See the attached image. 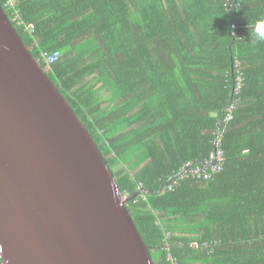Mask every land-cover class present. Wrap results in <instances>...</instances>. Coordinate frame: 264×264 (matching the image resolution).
<instances>
[{
  "label": "trees",
  "instance_id": "trees-1",
  "mask_svg": "<svg viewBox=\"0 0 264 264\" xmlns=\"http://www.w3.org/2000/svg\"><path fill=\"white\" fill-rule=\"evenodd\" d=\"M0 4L93 137L155 264H264V41L252 35L264 0Z\"/></svg>",
  "mask_w": 264,
  "mask_h": 264
},
{
  "label": "water",
  "instance_id": "water-1",
  "mask_svg": "<svg viewBox=\"0 0 264 264\" xmlns=\"http://www.w3.org/2000/svg\"><path fill=\"white\" fill-rule=\"evenodd\" d=\"M113 172L0 4L4 264H155Z\"/></svg>",
  "mask_w": 264,
  "mask_h": 264
},
{
  "label": "built area",
  "instance_id": "built-area-1",
  "mask_svg": "<svg viewBox=\"0 0 264 264\" xmlns=\"http://www.w3.org/2000/svg\"><path fill=\"white\" fill-rule=\"evenodd\" d=\"M30 27L33 30V28H34L33 24H30ZM58 56H59V53L54 52L53 54L46 56V60H47V62L51 63V62L57 60ZM211 156L213 158V161H211V162H213V166H212L211 170H214V171L218 170L219 171L221 168V165H222L223 158H224V150L222 149L221 144H217V150L212 152ZM192 171H194L195 173H197L200 176L202 174L203 170L201 168H196V169H193ZM209 176H210L209 173H206L204 175V177H209ZM173 185H175V183ZM173 185H171L170 188H172ZM0 264H4L2 261V258H1V252H0Z\"/></svg>",
  "mask_w": 264,
  "mask_h": 264
},
{
  "label": "clouds",
  "instance_id": "clouds-1",
  "mask_svg": "<svg viewBox=\"0 0 264 264\" xmlns=\"http://www.w3.org/2000/svg\"><path fill=\"white\" fill-rule=\"evenodd\" d=\"M252 35L257 41H264V23H257Z\"/></svg>",
  "mask_w": 264,
  "mask_h": 264
}]
</instances>
